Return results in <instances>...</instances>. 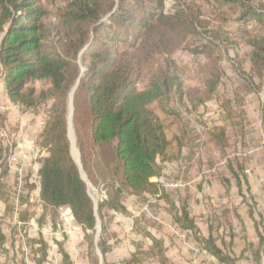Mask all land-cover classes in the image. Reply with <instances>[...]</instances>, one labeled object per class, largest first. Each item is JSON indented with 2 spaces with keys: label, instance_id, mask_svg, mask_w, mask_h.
Returning a JSON list of instances; mask_svg holds the SVG:
<instances>
[{
  "label": "trees",
  "instance_id": "trees-1",
  "mask_svg": "<svg viewBox=\"0 0 264 264\" xmlns=\"http://www.w3.org/2000/svg\"><path fill=\"white\" fill-rule=\"evenodd\" d=\"M214 1L222 10L220 25L196 51L204 56L205 62L193 65L201 79V86L195 91L197 104L217 98L221 72L213 55L220 56L222 43L230 44L223 25L236 12L258 25L257 32L248 41L250 73H240L242 83L235 89L233 100L219 97L225 113L222 124L204 133L207 143L218 145L223 155L229 145L228 127L243 132L242 96L264 87V13L255 12L251 0ZM163 7L164 0H71L56 10L50 22L41 0H0V80L7 99L23 110L49 106L37 141L48 155L36 160L39 164L37 199L31 206L40 207L37 223L41 224L49 214L53 228L60 218L58 210L66 211L82 229L89 264H100L96 249L102 264H110L107 261L111 251L109 242L118 233L108 230L107 211L130 217L133 231L148 240L145 247L136 244L135 250L118 264L148 261L172 264L166 256L164 241L141 226L143 223L151 228L156 222L144 215L138 218L125 208L123 202L131 196L142 203L148 202V196L163 200L167 213L180 230L193 233L196 242L218 263L235 264L217 244L218 238L223 243L221 229L232 231L230 210L223 207L220 213L209 218L208 235L204 237L189 209L192 202L197 203L195 196L188 192L173 196L165 193L157 180L153 181L162 177L163 164L176 163L179 175L190 169L194 158L197 137H191L186 129L171 140L165 134L178 116L166 109L170 95L181 101L194 92L184 87L185 69L170 59V55L183 46L189 35L208 25L198 12L180 9L167 15ZM261 7L264 10V5ZM141 79L147 84L138 90L136 83ZM34 82L40 83L39 89L30 87ZM76 84L72 127L87 179L97 185L93 163L101 148H109L117 162L112 181L106 185L109 199L97 207L100 222L97 244H94L97 219L93 203L72 158L68 138L69 98ZM4 123L5 117L0 115V127ZM4 150L0 147V201L6 203V210L0 221L12 220L13 211L5 199ZM244 162L241 157L227 161V170L238 182L237 172L243 170ZM221 179L228 189L227 177L222 174ZM27 188L35 190L31 184ZM25 204L30 205L27 201ZM27 213V207L18 213V222L24 226L34 217L33 213ZM255 232L257 247L254 249L250 244V248L254 262L259 264L264 254V235L257 228ZM26 239L35 264H43L47 243L40 235ZM6 241L0 232V264H6L8 258L4 249ZM58 252L62 264H73L60 244Z\"/></svg>",
  "mask_w": 264,
  "mask_h": 264
},
{
  "label": "rangeland",
  "instance_id": "rangeland-1",
  "mask_svg": "<svg viewBox=\"0 0 264 264\" xmlns=\"http://www.w3.org/2000/svg\"><path fill=\"white\" fill-rule=\"evenodd\" d=\"M41 1L49 14L48 21L52 22L56 10L64 7L71 0ZM262 5H264V0H251V7L255 12L264 13ZM180 9L198 12L200 18L207 22L208 28L197 29L196 34L189 35L183 46L170 55V59L185 69L182 76L184 87L194 92L190 96H185L181 101L174 94L170 95L166 109L178 116L176 122L168 126L165 134L171 140L182 129H186L191 133V137H197L198 141L194 148V158L187 172L183 171L178 175V165L166 163L162 165V177L156 180L162 187L175 181H181L183 184V187L176 190L163 187L165 193L184 196L188 192L195 196L197 203L192 202L189 209L200 234L204 237L208 235L209 218L220 213L223 207L228 208L232 231L228 228L221 229L219 235L222 237L223 243L218 238L217 244L234 260L235 264H256L250 244L254 245V249L257 247L256 228L264 235V87H260L261 89L256 93L242 96L245 112V118L241 122L243 132H236L237 129L228 127L229 145L223 155L218 145L207 143L204 133L209 128L222 124L225 113L220 106L219 97L233 100L235 89L242 83L240 73H250L248 41L257 32L258 25L254 20L241 18L239 12L231 16L223 25L230 44L222 43L220 56L218 53L213 55L221 72L217 98L199 105L195 91L201 86V79L196 74L193 65L195 62L204 63L205 58L201 54H196V51L206 42V38L212 35L211 31L219 27V16L222 14V10L214 0H164L163 11L165 14H174ZM255 83L259 84L258 80H255ZM146 84V80L141 79L137 81L136 87L140 90ZM30 87L39 89L40 83L34 82ZM48 107L23 110L13 106L8 101L0 80V115L5 117L4 126L0 127V147L5 149L2 152V159H4V166L7 169L3 183L6 192L5 199L13 209L12 220H8L9 222L4 219L0 221V229L8 237L6 246L9 259L5 261L6 264H33V253L26 238L28 236L37 237L38 229L42 228L43 235L45 234L51 245L56 238L59 239V243L65 244L69 232L76 233L78 231V229L72 228L76 227V224L68 214H65L66 211L59 209V216L62 213L63 217L60 216L56 223L59 226L56 232L57 237L52 236L51 216L47 214L39 224L37 221L41 216L40 207L36 204L31 206L32 202L37 199L36 170L39 164L36 160L48 155L47 151L37 144ZM77 155L83 178L87 185L89 183L95 189L96 194L92 195L89 192V195L98 207L101 201L109 199L106 185L112 181L114 170L117 168L115 157L109 148L104 147L99 150L93 163L97 182V185L94 186L83 171L78 149ZM235 157L245 159L243 170H237L240 182L232 177L227 170V161H232ZM222 174L229 180L228 189L222 183ZM30 184L35 187V190H28L27 186ZM26 201L30 204L29 206L25 204ZM123 204L132 215L138 218L144 215L156 222V226L151 228L143 223L141 226L149 228L154 237L164 241L166 256L172 264H220L202 249L196 242L193 233L182 231L173 223L166 211L167 204L163 200L148 196V202L142 203L137 198L128 197ZM26 207L27 214L33 213L34 217L28 222L29 224L24 226L18 222V213ZM97 207V233L94 244L98 242V231H100ZM5 210L6 203L0 201V215H4ZM106 213L108 230L118 233V236L109 242L111 251L107 254V261L110 264L120 263L131 251L135 250L136 244H142L144 247L148 245V240L133 231V220L130 217L120 213L115 214L112 211ZM80 237L78 245H75L76 252L69 250L68 253H71L70 259L73 264H89L87 242L83 232L80 233ZM52 251V247L47 250V257L43 264H62V258H57V255H60L59 252L57 253V248H54L55 253ZM96 254L102 264V257L98 249H96ZM145 264L160 263L148 261ZM259 264H264V254L261 255Z\"/></svg>",
  "mask_w": 264,
  "mask_h": 264
},
{
  "label": "crops",
  "instance_id": "crops-1",
  "mask_svg": "<svg viewBox=\"0 0 264 264\" xmlns=\"http://www.w3.org/2000/svg\"><path fill=\"white\" fill-rule=\"evenodd\" d=\"M38 165V164H37ZM38 168H39V165H38ZM38 168H37V170H36V172L38 171ZM155 180H156V178H154ZM153 179V181H155ZM37 194V193H36ZM130 198H134V199H136V197H133V196H131ZM23 207V206H22ZM66 215H67V212L65 213ZM116 214V213H115ZM3 215H0V217H2ZM60 216H61V218L63 217V214L62 213H60ZM6 222V221H5ZM7 222H9V221H7ZM51 222V221H50ZM75 223V222H74ZM9 224V223H8ZM29 224V223H28ZM76 224V223H75ZM59 226L58 225H56L55 226V228H52V230L53 231H51L52 233H51V235L52 236H56L57 237V235H56V232H57V228H58ZM74 230L76 229H78V231L75 233V232H69V234L67 235V242L65 243V244H63V243H59V239H55V241L53 242V245H51V243H50V241L47 239V237L45 236V234L43 235V232H42V228L41 229H38V233L36 234L37 235V237H29L28 236V238H38V236L40 235L42 238H43V240L47 243V245H48V249L50 248V247H52V249H53V253H55L54 252V248H57V253H58V245L60 244L61 246H62V248L64 249V251L70 256V254L68 253V251L69 250H71V252H76V250H75V245H78V243H79V241L81 240V237H80V233L82 232V229L80 228V226L78 225V224H76V227L74 226V227H72ZM0 232L5 236V238L7 239L8 237H7V235L0 229ZM62 240V239H61ZM64 240V239H63ZM77 247V246H76ZM4 249L7 251V253H8V258H6L7 260L9 259V252H8V247L6 246V243L4 244ZM132 252V251H131ZM130 252V253H131ZM60 256V255H59ZM58 255H57V258H59V259H61V257H59ZM127 257V256H126ZM125 257V258H126ZM70 258H71V256H70ZM3 259H5V257L3 258ZM2 259V260H3ZM72 260V259H71ZM34 260H32V262H33ZM24 264V263H23ZM26 264V263H25ZM33 264H35V262H33Z\"/></svg>",
  "mask_w": 264,
  "mask_h": 264
},
{
  "label": "bare ground",
  "instance_id": "bare-ground-1",
  "mask_svg": "<svg viewBox=\"0 0 264 264\" xmlns=\"http://www.w3.org/2000/svg\"><path fill=\"white\" fill-rule=\"evenodd\" d=\"M68 136H69L70 142H71L72 156H73L74 160L79 164L77 149H76L75 144H74V136H73V129H72V124H71L70 107H69V116H68ZM82 176L84 177L83 174H82ZM88 190H89V192L92 193V195L96 194L95 189L89 183H88Z\"/></svg>",
  "mask_w": 264,
  "mask_h": 264
},
{
  "label": "water",
  "instance_id": "water-1",
  "mask_svg": "<svg viewBox=\"0 0 264 264\" xmlns=\"http://www.w3.org/2000/svg\"><path fill=\"white\" fill-rule=\"evenodd\" d=\"M76 87H77V84L75 85L74 89L71 91V93H70V98H69V107H70V113H71V122H72V112H73L72 98H73V93H74ZM68 138H69V136H68ZM69 141H70V138H69ZM70 143H71V142H70ZM71 155H72V152H71ZM72 158H73V156H72ZM73 160H74V158H73ZM74 162L76 163V165H77V167H78V170H79V173H80V176H81L82 180L85 182V184H86V186H87V192H88V195H89L88 185H87L86 180H85V179L83 178V176H82L80 165H79L75 160H74ZM89 197H90V195H89ZM90 199L92 200L91 197H90ZM92 203H93V209H94L95 216H96V207H97V206H96V204H95V202H94L93 200H92ZM96 219H97V218H96ZM98 230H99V225H98ZM98 233H99V231H98Z\"/></svg>",
  "mask_w": 264,
  "mask_h": 264
},
{
  "label": "built area",
  "instance_id": "built-area-1",
  "mask_svg": "<svg viewBox=\"0 0 264 264\" xmlns=\"http://www.w3.org/2000/svg\"><path fill=\"white\" fill-rule=\"evenodd\" d=\"M36 174H37V172H36ZM163 187H165V188L169 187V188L176 190V189L183 187V184L181 183V181H175L174 183L165 184V186H163Z\"/></svg>",
  "mask_w": 264,
  "mask_h": 264
}]
</instances>
